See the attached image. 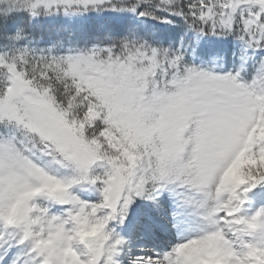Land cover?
<instances>
[{"label":"snow or ice","instance_id":"snow-or-ice-1","mask_svg":"<svg viewBox=\"0 0 264 264\" xmlns=\"http://www.w3.org/2000/svg\"><path fill=\"white\" fill-rule=\"evenodd\" d=\"M0 264H264V0H0Z\"/></svg>","mask_w":264,"mask_h":264}]
</instances>
